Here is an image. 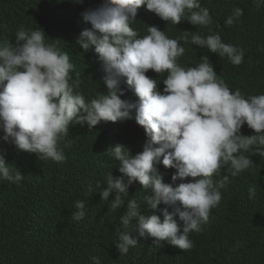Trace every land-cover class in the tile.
I'll return each instance as SVG.
<instances>
[{"label":"clouds","instance_id":"1","mask_svg":"<svg viewBox=\"0 0 264 264\" xmlns=\"http://www.w3.org/2000/svg\"><path fill=\"white\" fill-rule=\"evenodd\" d=\"M0 264H264V0H0Z\"/></svg>","mask_w":264,"mask_h":264},{"label":"trees","instance_id":"2","mask_svg":"<svg viewBox=\"0 0 264 264\" xmlns=\"http://www.w3.org/2000/svg\"><path fill=\"white\" fill-rule=\"evenodd\" d=\"M225 36L227 39L243 44V45L247 44L248 42L247 37L244 36V34L239 30V28L233 32L227 30L225 32Z\"/></svg>","mask_w":264,"mask_h":264},{"label":"bare ground","instance_id":"3","mask_svg":"<svg viewBox=\"0 0 264 264\" xmlns=\"http://www.w3.org/2000/svg\"><path fill=\"white\" fill-rule=\"evenodd\" d=\"M160 26H161V23L159 24V28H160ZM198 59H199V57H198ZM194 66H196V65H194ZM163 258H164V254H163Z\"/></svg>","mask_w":264,"mask_h":264},{"label":"water","instance_id":"4","mask_svg":"<svg viewBox=\"0 0 264 264\" xmlns=\"http://www.w3.org/2000/svg\"><path fill=\"white\" fill-rule=\"evenodd\" d=\"M117 163H119V161ZM119 166H120V163H119ZM116 173H120V172H116Z\"/></svg>","mask_w":264,"mask_h":264}]
</instances>
